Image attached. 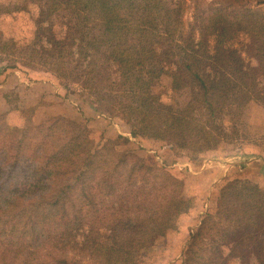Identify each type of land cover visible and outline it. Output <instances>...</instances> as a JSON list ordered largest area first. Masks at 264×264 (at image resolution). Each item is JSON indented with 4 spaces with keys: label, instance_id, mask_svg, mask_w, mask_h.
I'll use <instances>...</instances> for the list:
<instances>
[{
    "label": "trees",
    "instance_id": "1",
    "mask_svg": "<svg viewBox=\"0 0 264 264\" xmlns=\"http://www.w3.org/2000/svg\"><path fill=\"white\" fill-rule=\"evenodd\" d=\"M188 1L195 3L191 22L182 17ZM30 3L37 14L29 61L67 80L69 92L79 85L134 137L203 154L227 137L221 118L232 105L264 106L262 80L235 47L251 40L264 59V0ZM162 79L175 94L187 93L184 106L155 91ZM2 127L0 254L9 264H138L188 207L177 178L130 153L93 150L77 123L58 119L41 140L29 131L14 152ZM222 207L204 214L182 264H224L220 248L235 220L224 228Z\"/></svg>",
    "mask_w": 264,
    "mask_h": 264
},
{
    "label": "rangeland",
    "instance_id": "2",
    "mask_svg": "<svg viewBox=\"0 0 264 264\" xmlns=\"http://www.w3.org/2000/svg\"><path fill=\"white\" fill-rule=\"evenodd\" d=\"M30 2L0 0V127L10 129L9 150L14 152L29 131L40 140L45 138L58 119L77 123L84 127L93 150L130 153L183 184L188 207L176 216L175 228L154 237L152 245L141 252L138 264H182L204 214L220 204L227 217L224 228H230L235 220L229 243L220 248L221 254L228 256L224 264H264V111L254 105L264 106L256 100L239 109L232 105V114L221 118L227 137L218 149L203 154L134 137L130 126L119 117L100 112L97 101L79 85H72L69 92L63 87L67 80L29 61L25 49L34 37L37 14V7ZM194 13L195 3L188 1L183 21L191 22ZM235 47L262 80L264 91V59L254 55L251 40L240 38ZM154 89L167 104L184 106L188 101L187 93L175 94L167 79ZM0 264H9V259L0 254ZM84 264L94 263L86 258Z\"/></svg>",
    "mask_w": 264,
    "mask_h": 264
},
{
    "label": "crops",
    "instance_id": "3",
    "mask_svg": "<svg viewBox=\"0 0 264 264\" xmlns=\"http://www.w3.org/2000/svg\"><path fill=\"white\" fill-rule=\"evenodd\" d=\"M254 107H255V108H258V110H262V111H264V108H262V107H258V106H255V105H254Z\"/></svg>",
    "mask_w": 264,
    "mask_h": 264
}]
</instances>
